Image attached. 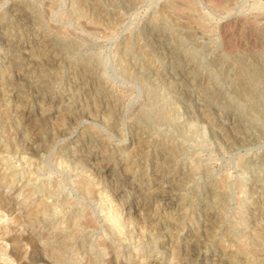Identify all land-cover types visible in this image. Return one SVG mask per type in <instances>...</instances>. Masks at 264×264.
I'll list each match as a JSON object with an SVG mask.
<instances>
[{"label":"rangeland","instance_id":"1","mask_svg":"<svg viewBox=\"0 0 264 264\" xmlns=\"http://www.w3.org/2000/svg\"><path fill=\"white\" fill-rule=\"evenodd\" d=\"M0 36V63L10 57L16 68H44L64 58L50 70L54 94L71 68L89 61L109 107L104 115L63 113L49 125L47 115L35 114L28 130L38 142L26 155L13 144L15 127L0 105V196L16 210L25 197L39 205L32 235L40 248L56 235L50 241L59 259L51 264H186L173 246L190 230L205 240L200 257L217 247L229 263L264 264L263 223H242L264 213V0H0ZM29 39L45 40L47 48L22 55L18 46ZM80 133L102 139L97 154L111 164L138 139L128 159L134 179L112 182L95 168L70 165L64 151ZM156 164L179 209L156 229L133 214L135 233L128 234L116 223L121 201L105 184L143 202L132 183L152 182ZM16 216L21 225L0 219V264L27 261L11 255L6 241L31 234L24 213Z\"/></svg>","mask_w":264,"mask_h":264},{"label":"bare ground","instance_id":"2","mask_svg":"<svg viewBox=\"0 0 264 264\" xmlns=\"http://www.w3.org/2000/svg\"><path fill=\"white\" fill-rule=\"evenodd\" d=\"M16 14H19V13H15L14 15L12 14V16L14 17ZM22 17H23V15H22ZM25 19L28 20V18H25ZM26 27L28 28V26H26ZM11 32H12V30H11ZM0 38H1V36H0ZM21 39H25V38H21ZM46 43H47V41H45V40L39 41L37 39H32V40L29 39L23 43H20L17 51L19 53H21L22 55L28 54V53L31 54V52H33L34 50H39L42 47L47 48V46L45 45ZM7 44L3 45V47L7 48L8 47ZM14 44H15V42H14ZM51 50H52V48H51ZM41 51L42 50H40V52ZM7 54H8V51H7ZM30 54H28V55H30ZM41 54H42V52H41ZM57 55H59V54H57ZM3 56H4V54H3ZM4 58H5V56H4ZM37 58H39V57L37 56ZM9 59L10 60L5 59V61H3V62L1 61V63H0V105L5 106L6 113H7L8 117L11 119L12 127H13V125L15 127V135L13 136V138L11 137V139H13L12 141H13V144L16 145L15 147H17V151H21L23 154H26V155H31L29 152L34 150V148L36 147L35 144L38 142V138H37L36 134H33L34 129L32 128V129L28 130L29 129L28 123L31 121V119L33 118V116L35 114L38 116L43 115V114L47 115V122L49 125L50 122L57 121L63 113L67 114V117L69 119H71L72 116H74L77 113L81 114V116H91L90 114H91L92 110H93L94 114L100 113L102 115H104L105 113H107V111H109L108 105L106 103H104V101H105L104 100V98H105L104 97V91L99 89V86L97 85L98 82L96 81V78H95V70L90 66L89 61L84 62L85 65L83 67L77 66V67L71 68L70 72L67 73V76L65 78L66 80H65L64 88L59 93L54 94L53 93V87H52L53 77L51 76L50 70L52 67L54 68V67H57L58 65H60L63 62L64 58H57V57L51 58L50 61L47 63V67H44V68H42L40 65H38V63H33V62H31V63L26 62V63H24V65H22L21 68H19V66L16 68V67H13L11 65L13 58L11 59L9 57ZM25 59H23V60L25 61ZM33 61H34V59H33ZM84 61H86V60H84ZM16 63H17V61H16ZM44 63H46V62H44ZM13 65H14V63H13ZM99 77L100 76H98V78ZM183 79H184V77H183ZM184 80H186V79H184ZM170 83H171V81H170ZM56 84H58V83H56ZM106 96H107V94H106ZM83 104H85V108H83ZM201 109H202V107H201ZM186 112H187V110H186ZM5 119H6V117H5ZM69 119H67V120H69ZM102 120H104V119H102ZM71 121H73V120H71ZM7 135H8V132H7ZM84 135H82L81 133L79 135H74V139H73V142L71 143V146L69 148L65 149V151H64V157L66 156L69 159L70 165H72L75 169L79 168L81 170H83L85 167H89V168H93V169L95 168V169H97V173L99 174L98 177H100L101 179H104V180L113 179L112 182L113 181L124 182L126 180H130V179L133 180L134 179L132 177V171L133 170H131V168H128L129 167L128 166L129 165L128 159L131 156V154H133V151H135V149L137 148L135 146L136 145L135 142L138 139H136V141L131 140L128 143V146H126V148H121L120 150H118V152L115 156V160H114L113 164H111L109 162V160H104L103 156H99L97 154L96 149L99 146L103 147V145H104L102 139L94 138L93 136H87V135L84 136ZM3 143L4 142H2V144ZM126 149H127L128 153L124 152ZM35 150H34V152H35ZM136 151H138V150L136 149ZM161 154H162V152H161ZM133 156H134V154H133ZM36 157H37V155H36ZM160 157H161V159H164V155L160 156ZM33 158H35V155L33 156ZM155 161L156 162L158 161V157L155 159ZM242 166H244V165H242ZM182 171H183V169H182ZM3 174H5V173H3ZM150 174H151V176H153L152 178L154 180L153 181L151 180L152 182H149L148 184H143L142 182L136 183V182L132 181L133 182L132 187H134L136 189V191L141 196V198L143 197V199H144L143 202H140V201L132 202V201H130L128 199V197L125 195V193L122 192L123 190L119 187V185L117 186L116 183H115V185L110 184V186L107 183L105 184L106 187H108V188L113 187L111 198H114L116 200L121 201L120 207L116 208L115 209L116 211L114 210L115 218L117 219L116 223H117V225H120L121 228L124 229V231L128 232V234L130 233L132 235L135 233V231L132 229V227L129 226V221H130V218L133 214H137L138 216L142 215L144 223L149 225L150 228L155 227V229H156L157 224L164 223L166 221L169 222V220L171 221L172 216L175 215L179 209V206L174 205L175 196H174V193L170 192V187L168 186V182H169L168 176L166 177L162 174L160 167L157 166V164L154 165L150 169ZM250 176H251V174H250ZM101 184H103V183L101 182ZM1 187L2 186L0 185V188ZM2 196L3 195L0 196V205L1 204L3 205V207H0V219L3 216H7L8 219L10 220V222H16L18 225H21L20 220L18 219V216H16L19 214V211H21L24 213V216L26 219V221H25L26 230L31 231V234L26 233L25 235H21V236H18L17 234H12L10 237H8L6 239V241L9 243L10 248L9 247L8 248L11 251L10 252L11 255L14 256L15 253H17L19 255L24 254L26 259H27V261L25 263L23 262L24 264H36L37 261L40 262L41 264H51V261L52 262L57 261L59 259V251L56 247V244H54L50 241V239L54 238L56 235L53 234L52 236H50L49 242L46 244H43V248H40L37 244L38 235L36 237L34 235H32V232H34L36 230V224L38 223L39 205H38V207L32 206L33 203L27 202L28 198L25 197V199H23L22 203H20L21 206L19 207V209L16 210L13 206L10 205V198H6V197H2ZM136 198H137V196H136ZM199 198H201V197H199ZM151 206L153 207L152 210L150 208ZM257 215H258V212H257ZM200 216L206 217L205 221H213L214 219H212V218L215 217L213 214H206V213H202ZM256 216L255 215H254V217L251 216L252 218H248L246 216V217L242 218V223L244 225L251 224V223L252 224L256 223V224L262 225V223H263V225H264V213L262 215H258L257 217ZM195 219H197V217H195ZM207 225L208 224H206V226ZM149 226H147V227H149ZM160 227H163V226H160ZM14 229H16V228L14 227ZM185 234L186 235H184L182 237V242L174 245L173 250H175V254L177 253L178 258L186 260V264H232V263H229L227 261L228 257L226 256L227 255L226 252H222V251H220V249L219 250L216 249L217 247L211 248L209 253H206L203 257H200V251L205 246V240L200 238L197 233H195L194 231H191V230ZM133 236H135V235H133ZM24 246L27 247L26 252L21 251V250H23L22 248ZM4 251H5V246L1 245L0 246V252H4ZM39 251L41 252L42 255L38 256L39 258L35 257V255L37 254L36 252H39ZM38 255H39V253H38ZM36 258H38V259H36ZM20 263H22V262H20Z\"/></svg>","mask_w":264,"mask_h":264}]
</instances>
